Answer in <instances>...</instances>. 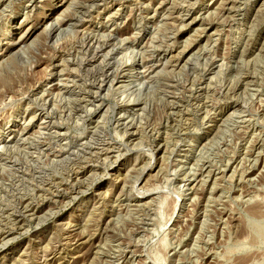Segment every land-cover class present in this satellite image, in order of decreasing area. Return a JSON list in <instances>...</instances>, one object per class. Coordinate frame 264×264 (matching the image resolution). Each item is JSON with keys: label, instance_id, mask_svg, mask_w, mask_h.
<instances>
[{"label": "rangeland", "instance_id": "374dc122", "mask_svg": "<svg viewBox=\"0 0 264 264\" xmlns=\"http://www.w3.org/2000/svg\"><path fill=\"white\" fill-rule=\"evenodd\" d=\"M0 264H264V0H0Z\"/></svg>", "mask_w": 264, "mask_h": 264}, {"label": "bare ground", "instance_id": "6f19581e", "mask_svg": "<svg viewBox=\"0 0 264 264\" xmlns=\"http://www.w3.org/2000/svg\"><path fill=\"white\" fill-rule=\"evenodd\" d=\"M2 6V5H1ZM47 27V26H46ZM51 28V27H50ZM89 33V32H88ZM29 34L30 33H28L25 37H28L29 36ZM84 36V35H83ZM117 42V41H116ZM75 52V51H74ZM117 60V59H116ZM115 60V61H116ZM110 63V62H109ZM118 63V62H117ZM95 64V63H94ZM100 65V64H99ZM92 66V65H91ZM108 66V65H107ZM104 67H106V64L104 65ZM110 67V66H109ZM106 69V68H105ZM87 70V69H86ZM100 70V69H99ZM96 71V70H95ZM109 73V72H108ZM123 73V72H122ZM131 73H133V71H132V67L130 68V70L129 71H127V72H125V73H123V74H118L117 75V77L116 78H119L121 75H124V76H122V81H123V83H125L124 81H130L131 82V80L132 81H134L135 82V79H136V82H138V86H137V88L136 89H134V90H132L131 92L132 93H134L135 91H140V89L142 88V86H143V82L140 80V79H138L137 78V76L136 75H134V77L132 78V79H130L129 77V75L131 74ZM111 76V75H110ZM106 78V77H105ZM109 78V77H108ZM60 83V82H59ZM122 83V84H123ZM99 87V86H98ZM121 87H122V85H119L118 86V88L116 89V92H114V94H117L118 92L120 93V91H121ZM96 93H97V91H96ZM123 92H121L120 94H122ZM137 93V92H136ZM92 94H94V92L92 93ZM99 95V94H98ZM94 96V95H93ZM95 98V97H94ZM81 100V99H80ZM79 101V100H78Z\"/></svg>", "mask_w": 264, "mask_h": 264}]
</instances>
